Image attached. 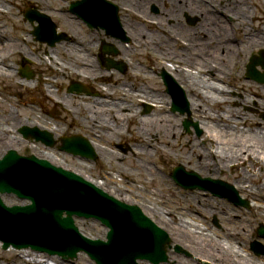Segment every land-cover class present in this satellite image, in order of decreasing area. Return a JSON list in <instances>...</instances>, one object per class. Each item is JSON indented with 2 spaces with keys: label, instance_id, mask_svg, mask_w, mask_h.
I'll return each mask as SVG.
<instances>
[{
  "label": "rangeland",
  "instance_id": "374dc122",
  "mask_svg": "<svg viewBox=\"0 0 264 264\" xmlns=\"http://www.w3.org/2000/svg\"><path fill=\"white\" fill-rule=\"evenodd\" d=\"M7 1V2H6ZM54 5L53 8L51 7L50 10H44L45 12L50 13L51 18L57 22L58 26L63 29H67L68 32L72 33L69 27L65 25L63 22L70 21L67 18L64 17V15H72L71 12H69L70 3L75 0H53ZM151 2L150 5V12L155 16H160L159 12H154L153 4L158 3L160 0H144ZM164 1V0H163ZM264 0H249L248 3H253V5L249 6V10L254 9L255 10V18H251L253 23V27L251 29H257L262 30L264 29ZM247 3V2H246ZM0 4L3 8L0 10V26L3 28L2 30L6 32V34L9 36L10 39H16L19 41V43H23L25 46V52H29V47L33 45V37H30L28 32L31 29L30 24L27 20H25V16H23V12L27 9H39L40 11L43 10V8L37 4L32 2L31 0H0ZM4 6H3V5ZM43 11V12H44ZM66 13H63V12ZM188 11V10H187ZM170 12L167 10V13ZM120 10L118 8L117 11V24L118 19L120 20L123 18L122 13L120 14ZM191 17L192 19H195V23H189L187 20V16ZM183 20H182V27L183 29H190L192 27H195L202 21V18L194 14L190 11L187 14H183ZM130 18V17H129ZM59 19V21L57 20ZM133 21V20H132ZM75 25L74 29L75 31H79L83 35L86 33L87 35L90 29L87 28V26H82L81 21L74 20ZM222 25L226 22L223 17L221 18ZM251 22V21H249ZM120 23V22H119ZM140 23V21H138ZM165 24L167 22L165 21ZM171 25V24H168ZM140 26L144 28L146 31L151 32L153 30L152 26L150 24L146 23H140ZM147 26V27H146ZM68 27V28H67ZM118 26H116V29ZM235 29L231 31L234 32ZM236 31V30H235ZM24 32L26 34H24ZM96 36H98L97 32H95ZM101 34V32L99 33ZM161 36L159 39H165V41L168 43L169 41H173L171 35L168 38L167 35H165V32H160ZM206 35V34H205ZM205 35H201L200 39L203 41L205 39ZM240 36V33L234 36V41L239 42L238 37ZM99 37H95L94 39L97 40ZM23 39V40H22ZM93 40V39H92ZM30 42V44H28ZM160 42V41H159ZM183 42V41H182ZM29 45V47H28ZM127 46L123 47L125 49H132L130 43L126 44ZM34 46V45H33ZM35 47V46H34ZM172 46V52L173 51ZM57 48V47H56ZM177 48V47H176ZM175 48V51H176ZM259 47H255V49H248L242 48L241 50L244 51L246 55H248L252 50H256ZM168 47L165 48L167 50ZM89 50L84 53H81L79 57H77V53L74 52L71 57L65 59V64L70 65L72 68L70 70L66 71L67 74L61 70L60 73H62V82H66L64 86H60V88H63L66 95H70V93H67V87L71 84V82H82L84 84L89 83L91 86H96L101 89L103 92V89L109 88V85H113L114 87H117L122 85L125 81H127L125 84H131L133 86H137V89L140 86L147 87V90L150 93H153L154 95H160L161 98H163L162 103H155L150 102L153 106L149 108V110H146V104L147 101H141V99L137 100L134 96H132V91L129 92V95L124 96L123 92L120 90H116V94L114 98L122 99V101L127 100L129 104H133L134 107H136L133 112L140 111L141 118L143 119H152L157 118V116L165 115L167 117L173 118V125L176 131L178 132L177 136H173V132L170 133L168 136H163L162 138L156 139L153 141L155 142L154 145H143L139 140H137L136 135H133L134 139L126 136L124 137H115L111 138L109 135L110 133H103L101 135L100 133H97V135L101 136V139L98 138L100 141L97 142V145L101 149V153L98 152V158L95 162H89V161H82L80 158H76L73 156H70L69 154L58 152V151H52L57 153V158H54L56 162H59L60 164H63L65 166H69L70 169H78L76 168L78 165H80L79 161L84 164L85 169L80 170L81 174L96 180L100 181L101 184L104 181V178L106 176H110L114 178L116 181L122 184L130 183L131 185L135 186L139 190H143V193L148 195L149 198L155 199V200H164L165 202H168L167 207L171 213V210L173 211V218L176 221L175 223H182L184 221L192 223L193 226L192 229L198 232L203 231L207 235V242L209 241V244L213 246V244H220L226 245L227 247H231L233 252H236L239 254L238 259L240 260L241 264H264V255H257L255 252L251 249V243L252 239L256 238L257 228L263 224L264 225V216H262L260 211L256 212L255 206H253V203H259L260 200L264 199V196L256 197V196H249L247 193H245L242 190V187L239 185L238 178L240 176V172H245L247 169V166L241 167L240 169H234V165H229L221 174L213 175L209 172L207 173H201L196 168V163L199 164L203 156H198L199 153L203 152V150H210L213 151L215 148L213 143L207 139L208 133L205 132L204 127L205 125L202 124L204 121L207 120L204 116H201L202 109L201 106H194L193 110L190 108L191 111V119L193 122H197L199 125V128L201 129V133H198L197 129H195L193 126L190 128L189 131H187L183 127V121L188 117L187 114L181 115L179 112L173 113L171 111L172 107V98L169 96V94L166 92L164 82L161 78V74L165 73L169 75L171 81H175V83H178L182 90H184L186 94V98L189 101L190 104V95L187 93L186 86L178 81L176 79V72L175 68H178L181 66L179 63L177 64L175 59L168 60V57L165 58V60L168 61L166 64L156 63V53L152 54L151 52H148V50L137 48V51L135 53H130L126 56L125 65H126V71L120 72L119 70L115 69V75L113 77V81L111 82H104L102 80L97 79V81L94 80L92 73L90 72V68L87 66V64L81 65L80 61L83 60V56L90 58V61H96L93 53L95 49L89 47ZM251 50V51H250ZM54 51V50H53ZM65 53V52H61ZM177 55L183 56L184 52H181V49H179L176 52ZM251 54V53H250ZM248 55V57L250 56ZM153 55V59L152 56ZM17 54H15V57ZM63 55H60V57ZM14 57V59H15ZM241 57V55H240ZM65 58V57H64ZM116 60L122 61V57L120 55H116L114 57ZM201 57L198 55L195 60H199ZM60 58H58L59 60ZM155 59V60H154ZM86 60V58H84ZM153 60V61H152ZM245 61V56L241 58V62ZM94 63H97L95 67H93L94 72L99 70L102 73L110 74V72H107L104 70V66L101 63V61H96ZM156 61V62H155ZM247 61V58H246ZM240 62V61H239ZM15 64V62H13ZM245 62L243 63L244 66ZM69 66V67H70ZM44 68V66H42ZM92 68V66H91ZM36 70V68H34ZM185 71H189L190 69L188 67H184ZM245 70V67H242V64L236 65V72L238 74H241L240 72ZM196 70V69H195ZM42 69L40 68V75L42 74ZM191 71H189L190 73ZM134 75L131 76L130 75ZM141 76V77H140ZM217 76H215L216 78ZM39 79L41 77H38ZM215 78H206V80H210L213 83L222 84L227 88V98L228 102H226L225 106L221 109H218V107L215 106V108H211V113L214 114L215 118L217 119L215 114L224 113V115H227L231 117V119L228 121L226 119H222L221 121L225 123V129L228 130L232 135L237 136H244L247 139L256 141L258 139L264 138V118L261 117L262 113H264V86H260L255 82H250L244 80V75L239 76V78H236V81L233 84H230L228 81L225 80L224 83L219 82ZM244 78V79H243ZM10 79H7V81L4 82L3 78H0V87L2 89L8 87V90L4 91V95L0 92L1 95H3L5 98L1 99V103L4 104V108L9 109V112H11L12 103L19 101L23 105L20 109V112L24 118H29V116L35 115V109L37 108V116L39 117L41 114L45 117L48 114V111H51L52 109L57 110L56 118L59 119L61 122V126L64 128H68V133L74 134V133H83L86 135L89 139L92 141V137L94 134H91L88 130L83 129L81 126H77L74 122L76 120L72 117L71 114H68L64 111L62 106L56 105L54 102H52L46 93L41 94L40 91H38L36 88L33 87H27V89L20 88H12L16 87L12 82H9ZM41 80V79H40ZM101 81L105 83V85L93 83ZM9 82V84H8ZM22 84V83H21ZM39 86V85H38ZM180 87H178L180 89ZM34 88V89H33ZM48 88V87H47ZM141 88V87H140ZM40 89L43 90L42 87ZM142 90V89H141ZM55 91V90H54ZM55 94V92H52ZM13 94H22L18 96H14ZM122 95V96H121ZM36 100L32 101L34 98ZM39 97H46L47 103H41L39 101ZM230 97V98H229ZM22 99V100H20ZM32 99V100H31ZM92 100V98H90ZM12 100V101H11ZM93 100L95 101L94 97ZM100 100V99H97ZM151 100V99H150ZM25 101V103H23ZM153 101V100H152ZM27 103V104H26ZM155 103V104H153ZM33 104V105H32ZM85 105L87 106V102H85ZM158 105L161 107H164V110H158ZM222 105V104H221ZM56 106V107H55ZM78 106V105H77ZM73 105V108L76 110L77 113L76 116L77 119L80 122H83L84 117L86 114H83V110L81 113L80 108ZM90 106H97V104H90ZM99 106V105H98ZM2 106H0V115L2 114L1 109ZM208 107V113L210 111V108ZM206 108V107H205ZM249 108V109H248ZM14 110V108H12ZM27 114L23 113V110ZM226 111V114H225ZM13 112V111H12ZM40 113V115H39ZM163 113V114H162ZM82 114V116H81ZM201 114V115H200ZM208 116V115H207ZM246 116V117H245ZM245 118V123H243V120ZM135 120L134 128L139 127V119H133ZM155 120V119H152ZM220 120V119H219ZM217 120V121H219ZM60 122L57 126L60 125ZM262 126L259 125L262 123ZM54 123V122H53ZM170 123V122H169ZM56 127V126H55ZM82 128V129H81ZM126 130V129H125ZM126 133V132H125ZM124 133V134H125ZM66 135V134H64ZM62 135V136H64ZM68 135V134H67ZM126 135H129L127 132ZM263 136V137H262ZM93 142V141H92ZM39 144V143H38ZM148 144V143H146ZM24 146L22 153H30L31 148L28 146ZM32 145H37L33 143ZM41 145V144H39ZM18 147V146H17ZM42 149H44L43 145H41ZM104 148L108 151L113 152L116 155V158L111 157L107 158L103 156ZM148 148V149H147ZM45 152V151H44ZM144 152L148 153V156H143ZM37 153V152H36ZM46 153V152H45ZM41 154V153H38ZM189 156L191 159H185V157ZM212 158V161L215 163L214 154L210 155ZM201 158V159H200ZM182 165L185 167L187 171H194L199 172V176L201 178H220L221 180H225L228 183L232 184L236 190L239 192V195L244 200L249 201V207L245 206H238L235 205L233 202L228 201L225 198H221L219 196H215L210 191H204V190H186L179 185L176 184V182L172 178V172L176 166ZM246 168V169H245ZM245 169V170H243ZM241 170V171H240ZM250 172L246 171L249 176V182L246 185H250V188L252 187L254 190H259L260 187H264V165H262L261 162H257L253 167H251ZM241 172V173H242ZM216 173V172H215ZM214 173V174H215ZM209 176V177H208ZM128 178L130 179L128 181ZM135 182V183H133ZM243 192V193H242ZM113 194V193H112ZM118 198H122L119 195L113 194ZM4 197H11L13 198L17 203L15 204H25L27 201L20 200L16 197V195L13 194H4L2 195V198ZM128 202L129 201H125ZM140 206L138 203H134ZM136 205V206H137ZM141 207V206H140ZM172 207V209H171ZM250 215V216H248ZM255 215V217H253ZM260 216V217H259ZM169 217H171L169 215ZM176 217L178 219H176ZM183 220V221H182ZM76 223L79 225V227L84 230L85 223H90L93 225V228H95L97 231H102L106 229L108 232V228L103 226L99 221L94 219H84V218H76ZM157 223V222H156ZM158 224V223H157ZM243 224L244 225V231H239L237 233H234L236 231L227 229L224 230L226 227H234L236 229H239L238 227ZM159 225V224H158ZM197 225V226H195ZM162 228H164L162 225H160ZM165 229V228H164ZM163 229V230H164ZM205 229V230H204ZM227 231V233H226ZM228 231H231L228 232ZM107 234V233H106ZM210 234V235H208ZM223 234H228L227 237L235 236L232 241H226ZM170 236V235H169ZM211 237V239H209ZM212 241H214L212 243ZM260 241L264 244V238H260ZM227 242L230 243L227 244ZM175 243V244H174ZM217 244V245H218ZM224 245V246H225ZM15 248L11 246L9 249ZM181 251H180V250ZM192 252V251H191ZM189 249L183 245H180L178 242L170 240V247L168 248V257L169 260L164 261L160 264H178L177 260L180 259H186L188 262L186 264H200V258L197 257L199 255H196L195 253H191ZM5 253L6 250L3 249L2 243L0 242V258L5 259ZM195 254V255H194ZM80 255H87L89 259V255L84 252L78 253V256L75 258L77 259ZM174 259V261H172ZM177 259V260H175ZM90 260H86L85 264H89ZM91 261H93L91 259ZM96 263L95 261H93ZM139 264H152L147 261H138ZM176 262V263H175ZM254 262V263H253ZM83 263V262H82ZM97 264V263H96ZM185 264V263H184Z\"/></svg>",
  "mask_w": 264,
  "mask_h": 264
},
{
  "label": "bare ground",
  "instance_id": "6f19581e",
  "mask_svg": "<svg viewBox=\"0 0 264 264\" xmlns=\"http://www.w3.org/2000/svg\"><path fill=\"white\" fill-rule=\"evenodd\" d=\"M31 1L39 4L43 10H50L54 5L53 0ZM111 1L118 5V8L122 13L123 18L120 23L123 30L120 34L122 37L127 38L128 43L132 44L131 46L133 47V49H124L122 48L123 43H120L118 44V48H121V51L125 55L136 52L137 48L148 50V52H151L152 54L156 53V61L157 63H160L158 65L163 63L166 66L168 63V61L165 60L166 57H168V60L170 61L171 59H175L176 63L181 65L179 69L175 68L177 74L176 79L183 83L187 88V93H189V95L191 94L190 102L192 103V109L194 106L202 105L200 107L202 109V115H200L207 118L202 124L205 125L204 130L208 133L207 139L214 144L213 146L215 148L213 151L203 150V152L198 154V156H203L202 159L200 158L201 161L199 164L196 163L198 171L201 173H207L209 170H213L210 171L211 174L219 175L229 165H234V169H240L241 167L248 165V170H246L248 172L251 171L249 169H251V167L257 162H261L262 165H264V138L253 141L244 136L232 135L225 129V126L227 125L221 121L222 119L229 121L231 119L230 115H224V113H222L223 111L221 113L218 112V114H215L217 117L216 119L214 114L211 113V108L209 106L212 108H215L216 106L218 109H221L225 106L226 102H228V98L226 97L227 88L222 84L206 80V75H204L215 74V76H217L215 79L219 82L224 83L225 80L230 82L233 79V76H238L236 65L239 63L241 47L243 46L246 50L252 49L255 45L264 47V31L260 32V30L251 29L254 24L253 22L255 21L251 20V18H255V8L249 10V6L253 5V3H248L249 0H160L158 2V7H160L159 10L161 13L160 16H155L149 11L151 8H149L151 2L147 3L148 1L146 2L144 0ZM1 8L3 7L0 4V10H2ZM167 10L170 12L167 13ZM187 10L192 11L193 15L197 14L202 18V21L198 23L195 28H191V30L188 28L183 29L182 27V13H189L190 11ZM64 17L67 18L70 16L66 14ZM222 17L226 20L224 25H222L220 21ZM229 19H232V22ZM138 21H140V23L150 24L153 30L151 32L146 31L140 26ZM165 21L167 24H165ZM67 24L68 27L72 29L75 22L71 20L67 21ZM2 29L3 28L0 26V71L6 69V66H3L4 61L16 54L18 50L22 49L21 45L14 42L12 43L9 40H6V38H1L6 34ZM233 29L237 30V32L240 30L241 35L239 38L245 41V44L242 46L230 41L226 43V41L232 36L231 31ZM160 32H165V35H167L168 38L170 37L169 35H171L172 38H175L174 36H176L179 40L173 39V41H169L168 39L167 43L165 39H159L161 36ZM205 34L208 35V40L201 41V35ZM74 35L80 42L89 39L88 36L80 37L79 31H75ZM129 38H131V40H129ZM182 39L185 40L189 49L184 51V55L181 57L175 53V48L177 47V52L178 47L181 46ZM77 45L79 46L80 44ZM172 46H175L173 47L174 52H172ZM60 47H63V45ZM166 47H168L167 50H165ZM60 51V49L56 50L55 55L50 53L52 56L51 58H60V55L68 58L70 56L69 54L72 53L70 50H67L68 53H61ZM198 55L201 58L195 60ZM184 67H188L191 72L189 73V71H185ZM22 83L27 86L30 85V83L28 84L25 80H23ZM140 87V89L133 91L132 96L137 99H151L150 102L153 100L155 103L163 102V98H161L160 95H152L147 90V87ZM131 88H133L132 85L124 84V88L121 89L119 87L118 89L121 90L123 94L125 93L124 96H127L129 95ZM114 94L115 92L113 91L111 95ZM56 98L58 101L68 105L69 103H72V100H75L76 97L64 95L57 96ZM82 99L81 96H78L79 107ZM96 103L97 106L95 107L87 106L88 113L84 121L86 129H88L91 134L95 135L94 139L96 142L98 141L96 137H99L96 135L97 132H100L101 134L104 130L109 131L110 134L107 136H110L111 138L129 136L134 139L133 135H136L137 140L145 146L154 145L155 142L153 141L155 138L159 139L163 136H168L172 132L173 135L171 137H175L178 134L174 128L175 125H173V118L161 115L157 116V118H152L155 120L143 119L141 118L140 111L138 112V110H136V112H133L136 108L129 105L127 100L122 101V99L118 98L110 100L104 99L102 101L97 100ZM83 106L85 107V105ZM208 107L210 108L209 113L207 112ZM157 108L158 110H164V107H161L160 105H158ZM134 118L139 119L138 128H134V125L136 124L135 120H133ZM49 121L50 120H46L43 116L38 117L37 113L33 116H29L27 119H22L19 115H14L13 112L6 114L0 120V124H2L0 126V142L5 139L4 145L0 147V155L2 151L5 152L9 147H15L17 141L26 144V141L23 140L20 142L21 140L14 135L16 128L24 124H29L32 127L38 126L42 130H51L52 132H55V136L63 132V129L60 128L53 129V124ZM111 124H115L113 125L114 127L111 126ZM127 132L129 135H126ZM94 146L101 153L100 147L96 144H94ZM39 149V145L32 146L33 153H36ZM47 151V156L46 153H43L42 155L52 162L56 161L54 158H57V153L45 150V152ZM147 154L148 153L144 152L142 155L148 156ZM211 154H214V157L216 156L215 163L212 161ZM103 156L110 159L111 157L116 158V155L113 152L108 151L105 148ZM185 159L191 158L187 156ZM79 163L80 165L76 168H79L80 170L85 169L84 164L80 161ZM79 169L78 172H80ZM246 171H241L242 173L240 172L237 182L242 187V190L249 196L261 198V196H264V187H260L259 190L256 191L252 187L250 188V185H246L249 182L250 176ZM129 180L130 179L128 178V181ZM96 184L104 190H107L109 193L121 196V201H129V204L138 203L145 215H148L152 221H155V223L157 222L159 226L162 225L165 228L163 229L169 233L172 242L174 240L180 245L187 247L190 252L192 251L191 253L199 255L197 257L200 258V264H205V262H209L210 264H241L238 259L239 254L233 252L231 247H227L225 244V246H220L217 242L216 244H213V246L210 245L209 241L207 242L206 239L207 235H204L205 233L203 231L198 232L193 230L191 227L193 225L190 222L184 221L176 224L175 222L177 220L175 221L173 218V211L171 210V215L169 209L166 208L168 202L161 199H151L148 195L143 193V190H139L133 186L134 184H122L110 176H106L102 184L101 182H96ZM3 199L7 205L17 203L11 197H4ZM260 201L261 202L259 203H253V206L257 209L256 212L260 211L262 216H264V199ZM169 215L171 217H169ZM253 217H255V215H253ZM176 219L178 218L176 217ZM77 226L80 234L88 235L90 239H106V233H108L106 229L97 231L93 228V225L85 223L84 230L81 231L82 229L78 224ZM238 228L239 229L226 227L224 230L230 229L233 231H244L243 224ZM228 232L231 233V231ZM223 235L225 240L227 239L226 241H232V239L235 238V236L227 237L228 234ZM209 239H211V237H209ZM213 242L214 241H212V243ZM227 244L231 246L229 242H227ZM64 260L67 259H64L60 255H49L28 248H11L6 250L5 259L0 258V264H85L86 260H90L89 264H96L91 261L87 255H80L75 260ZM172 261H174V259ZM177 261L178 264H186L188 262L186 259H180Z\"/></svg>",
  "mask_w": 264,
  "mask_h": 264
},
{
  "label": "water",
  "instance_id": "95a60500",
  "mask_svg": "<svg viewBox=\"0 0 264 264\" xmlns=\"http://www.w3.org/2000/svg\"><path fill=\"white\" fill-rule=\"evenodd\" d=\"M87 3V0H84L82 2H77L76 5H74V8L80 7V10L83 8V6ZM27 159H23L18 157L17 155H8L4 160L0 161V192L6 193V192H17L19 195L24 196L22 193V186H24L30 178L33 179L38 183L40 187L44 186H51L53 187L54 184H59L58 190H55L53 193H44L43 196L47 200H49L50 204H53V207L48 208H41L37 207L39 203L36 201L35 206L33 207H26L25 209L21 207H7L3 201L0 198V239H4L6 244L5 248H7L10 243L11 239H7L4 235V232L10 237V238H18L20 237L19 243L17 245L19 247L22 246L21 241H26L27 243H35L33 240V235L27 234L26 235V229L21 226L19 223L21 221L20 217H16L17 214L23 215V214H31V215H39L42 216V226L37 229H35V233L37 235L38 231L40 233H46L47 231L51 229H58L62 227V219L61 214L65 209L63 208L62 203L58 199L59 190H65V195H62V199H72L74 200L75 194L73 193V190H77L79 199V206L73 207L71 209H68L67 213L72 214L71 211L77 210L81 215H85L89 211H93L96 214L103 216L107 213V209L111 208L112 210H115L116 206H122L123 210L125 209L127 216H126V222L122 219L120 220V223L126 224L127 227L132 226L135 229V233L133 235H136V237H140L143 240L150 241L151 250L146 251L144 254H140L143 258H148L151 261L155 263H159L162 259H165V243L167 240V235L165 232H163L161 229L157 228L151 221H149L146 217L149 218L148 215H143L141 210L137 207H127L124 206V204L120 203L119 201L115 200L113 197H109L106 194H103L102 192L98 195H94L91 197L94 193V190L91 188H86L85 183L81 180L75 179L71 175H67L66 172L58 171L53 168L46 169L48 170V173L45 174H39L35 175L37 172L42 171L45 166L35 163L34 159L31 158L30 162L26 163H19L22 161H26ZM32 162V163H31ZM45 170V171H46ZM183 173V168H180V170H176L174 177L178 180L179 175ZM192 176H196L195 174H190ZM44 176V177H43ZM199 179V178H198ZM69 182V183H68ZM68 183V184H67ZM87 185V184H86ZM35 192H37V188L34 189ZM47 190V189H46ZM49 192V190L47 191ZM91 197V198H90ZM115 207H114V206ZM141 208V207H140ZM155 223V221H153ZM73 221H69L67 225L65 226V230L70 229V235L74 237V242L78 243L80 242L82 249L84 248L85 240L78 239V233L77 230L79 229L76 223V227H73ZM118 224V222L116 223ZM114 224L111 223L110 226H113ZM130 228V230L132 229ZM80 232V231H79ZM168 233V232H167ZM48 233H46L47 235ZM144 234H148V237H144ZM82 235V234H81ZM89 238L88 235H82ZM128 235H125L123 240V243L127 241ZM66 242V240H64ZM147 243V242H146ZM106 244L103 242H96L92 245L91 248H89V251L91 253H95L96 250L102 249ZM147 245V246H150ZM43 246H48V244H43ZM58 249H61L62 247L56 246ZM106 247V246H105ZM104 247V248H105ZM170 247V242H169ZM54 248V247H53ZM103 248V249H104ZM126 249V247H124ZM168 249V248H167ZM73 254H75L76 250L72 251ZM168 255V250H167ZM136 257L132 259V262H129L128 264H135ZM169 260V257H168ZM207 264V262H205ZM210 264V263H209Z\"/></svg>",
  "mask_w": 264,
  "mask_h": 264
}]
</instances>
